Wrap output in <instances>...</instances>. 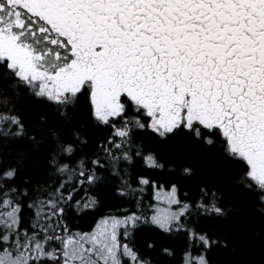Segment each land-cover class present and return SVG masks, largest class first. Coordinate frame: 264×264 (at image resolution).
I'll list each match as a JSON object with an SVG mask.
<instances>
[{
    "label": "snow or ice",
    "instance_id": "6c2138e0",
    "mask_svg": "<svg viewBox=\"0 0 264 264\" xmlns=\"http://www.w3.org/2000/svg\"><path fill=\"white\" fill-rule=\"evenodd\" d=\"M236 197L264 264V0H0V264H214Z\"/></svg>",
    "mask_w": 264,
    "mask_h": 264
},
{
    "label": "trees",
    "instance_id": "16d2710c",
    "mask_svg": "<svg viewBox=\"0 0 264 264\" xmlns=\"http://www.w3.org/2000/svg\"><path fill=\"white\" fill-rule=\"evenodd\" d=\"M199 171L207 177L221 176L223 173V163L219 160L209 158L199 159ZM236 202L239 205L237 212L223 221L216 223L213 227L218 233H222L233 237V242L237 245L235 250L217 249L212 253L214 264H232L233 261L240 259L242 256L254 254L256 259H259L257 248H250L244 244L243 240L254 230H259L260 221L253 215L250 207L243 204L239 197H236ZM153 203H156L153 199ZM84 230H87L89 225L93 223V214H90L83 219H78Z\"/></svg>",
    "mask_w": 264,
    "mask_h": 264
},
{
    "label": "rangeland",
    "instance_id": "374dc122",
    "mask_svg": "<svg viewBox=\"0 0 264 264\" xmlns=\"http://www.w3.org/2000/svg\"><path fill=\"white\" fill-rule=\"evenodd\" d=\"M158 205L160 209H164L167 207V205L163 202V201H155Z\"/></svg>",
    "mask_w": 264,
    "mask_h": 264
}]
</instances>
